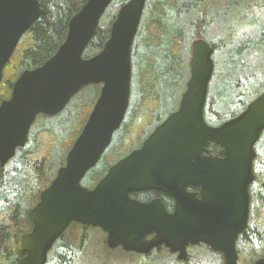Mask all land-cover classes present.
<instances>
[{
  "label": "water",
  "instance_id": "1",
  "mask_svg": "<svg viewBox=\"0 0 264 264\" xmlns=\"http://www.w3.org/2000/svg\"><path fill=\"white\" fill-rule=\"evenodd\" d=\"M113 0H86L69 19L64 40L41 65L21 71L0 102V166L28 140L37 115L60 113L90 84L99 95L50 183L29 210V232L20 236L16 264H45L48 252L71 223L96 227L108 248L148 254L158 246L188 257L189 245L204 244L237 264L236 241L249 220L255 144L264 130V90L237 115L217 125L205 120L214 62L213 47L191 41L190 75L178 108L125 156L109 166L93 187L82 184L119 129L129 105L132 45L146 0L122 3L102 48L84 57L100 19ZM42 13L39 0H0V81L20 37ZM212 143L221 156H206ZM198 187V192L188 186ZM158 190L174 200L130 196ZM150 236V238H147ZM253 264H264V254Z\"/></svg>",
  "mask_w": 264,
  "mask_h": 264
},
{
  "label": "trees",
  "instance_id": "2",
  "mask_svg": "<svg viewBox=\"0 0 264 264\" xmlns=\"http://www.w3.org/2000/svg\"><path fill=\"white\" fill-rule=\"evenodd\" d=\"M39 1L42 13L20 37L4 65L0 81V102L9 97L12 84L21 71L41 65L54 54L65 38L69 19L86 0ZM114 1L121 5L127 0ZM109 7L101 17L95 35L86 46L84 57L98 52L108 37L109 25L105 28L101 25L105 20L114 18L111 13H107ZM177 7L178 0H153L145 9L146 20L143 26L141 21L137 32V37H142L138 42L142 51L136 52L137 56L139 53L140 62L139 66L137 62L134 65V71L138 74L137 100L131 102L132 112L116 131L117 136L102 155L101 162L90 169L89 174L87 172L88 176L85 177L89 187L102 177L111 163L140 144L145 132L156 119L161 103L167 99V90L175 87L180 71L178 55L183 31L169 29L165 18L167 10ZM205 14L202 8L201 14H197L193 23L201 26L205 22ZM204 35L200 30L195 37L203 38ZM211 42L213 48H217ZM89 87L96 91L92 99L87 101L78 96L71 99L61 114L48 119L38 115L37 127L30 134L27 144L18 149L8 166L0 167V264H15L22 256L23 253L18 247V236L31 227L28 212L37 203L39 193L54 177L57 169L53 165L56 164L54 161L57 155L60 156L58 161L62 162L60 165H63L67 151L81 131L98 96L100 85L92 84L84 89ZM244 93H240V100L236 104H243L246 96ZM217 112L213 113L209 105H206L205 117L214 119L213 124L219 122L216 120ZM46 120H50V123H46ZM258 143L260 145V141ZM256 148L258 150L257 144ZM257 176L250 189L248 225L237 242V264H253L264 252V178L259 173ZM88 228L80 223H71L49 251L45 264H75L76 254L82 248ZM103 242L105 244V240ZM191 247L194 246L191 245L188 249ZM219 259L220 264H223L220 255Z\"/></svg>",
  "mask_w": 264,
  "mask_h": 264
},
{
  "label": "rangeland",
  "instance_id": "3",
  "mask_svg": "<svg viewBox=\"0 0 264 264\" xmlns=\"http://www.w3.org/2000/svg\"><path fill=\"white\" fill-rule=\"evenodd\" d=\"M152 1L146 0L141 20L142 26L147 16L145 9H147L148 3L150 4ZM119 6L120 4L114 1L107 13L115 16ZM202 8L206 13L204 16L205 22L198 27L193 21L198 13L201 14ZM166 12V25L171 30H182L183 41L178 55L180 62L179 77L176 80L175 87L168 89L166 92L168 97L159 107L158 120L176 109L179 104L190 74L188 64L191 56L190 43L194 38H197L195 35L200 30L205 34L204 39L217 45L212 54L214 69L208 86L207 104L209 109L213 113L218 111V114L216 113L218 116L216 120L218 121H224L240 112L244 108V104H247L264 88V0H178V7L169 9ZM112 20L113 17L105 20L101 26L105 28L109 25L110 27ZM140 38H142L140 35L138 37L136 35L132 45L131 94L125 119H128L132 112L131 102L136 101L138 96V74L134 71V65L137 62L139 66L140 62L139 53L142 51L138 44L141 41ZM240 47H243L242 50L237 52ZM136 52H139L138 56ZM243 92L246 95L243 104H236L240 100V93ZM133 94H135L134 98ZM95 95V89L89 87L82 89L73 99L80 96L88 101ZM206 120L211 124L215 122L214 119H207V116ZM46 123H50V120H46ZM36 124L35 121L30 134L36 129ZM116 136L117 134L114 133L113 141ZM257 146L259 147V143H257ZM59 158L60 156L57 155L54 161L56 164L53 166L56 169L62 163L58 161ZM86 177L83 178V183L87 186ZM86 231L87 236L81 250L76 254L75 264L221 263L219 254L210 250L206 245L199 244L188 249V257L183 261L176 258L166 248H161L147 256L125 251L121 247L110 249L106 246V243L104 244L105 234L100 229L89 227Z\"/></svg>",
  "mask_w": 264,
  "mask_h": 264
},
{
  "label": "flooded vegetation",
  "instance_id": "4",
  "mask_svg": "<svg viewBox=\"0 0 264 264\" xmlns=\"http://www.w3.org/2000/svg\"><path fill=\"white\" fill-rule=\"evenodd\" d=\"M190 70V69H189ZM101 86V85H100ZM100 88V87H99ZM178 108V105H177V107H176V109ZM176 109H174V110H172L171 112H173V111H175ZM64 110H62L61 112H63ZM61 112L60 113H58V114H61ZM170 112V113H171ZM170 113H168L166 116H164L162 119H159L158 120V117H156V119L154 120V122L150 125V127L147 129V131L145 132V135L143 136V138H142V140L140 141V144L138 145V146H136V147H134V148H137V147H139L140 145H141V143H142V141L148 136V134L159 124V123H161ZM57 114V115H58ZM39 115H43V114H39ZM88 115H89V113H88ZM88 115H87V117H88ZM43 116H45L47 119L48 118H51V117H54V116H56V115H54V116H46V115H43ZM37 117H38V115H37ZM37 117H36V119H37ZM36 119H35V121H36ZM87 119V118H86ZM205 119H206V117H205ZM34 121V122H35ZM86 121V120H85ZM207 121V120H206ZM34 122H33V124H34ZM85 123V122H84ZM207 123L208 124H210V125H212L211 123H209L208 121H207ZM33 124L31 125V127H30V129H29V132H28V140H27V142L29 141V137H30V131H31V129H32V126H33ZM264 130H263V132H262V134H261V136H260V138H259V140L258 141H260V145H259V147H258V150H257V148H256V145H255V151H256V156H255V158H254V161H253V171H254V175H255V178H254V180H253V182L251 183V185H250V189H251V186H252V184L257 180V178H258V176H257V173H259V174H262V177L264 178ZM112 141H113V139H112ZM112 143V142H111ZM27 144V143H26ZM25 144V145H26ZM24 145V146H25ZM23 146V147H24ZM23 147H20V148H23ZM133 148V149H134ZM208 148H209V150H210V152L208 153V154H205L206 156H221L220 155V147L219 146H217V145H214V144H212V143H210L209 144V146H208ZM19 149V148H18ZM18 149H17V151H18ZM17 151H16V154H17ZM129 153V152H128ZM127 153H125L124 155H122V156H120L117 160H119L121 157H123V156H125ZM258 155H259V158H258ZM16 156V155H15ZM14 156V157H15ZM13 159V158H12ZM11 159V160H12ZM101 159H102V156H101V158H100V160L98 161V163H97V165L99 164V162L101 161ZM11 160H9L4 166H0L1 168H4V167H6L8 164H10V161ZM116 160V161H117ZM115 161V162H116ZM115 162H113V163H115ZM113 163H111L110 165H112ZM96 165V166H97ZM109 165V166H110ZM109 166L107 167V169L109 168ZM107 169H106V171H107ZM106 171L104 172V174L106 173ZM103 174V175H104ZM102 175V176H103ZM96 183H94L92 186H94ZM92 186H90V187H92ZM249 189V190H250ZM188 190L189 191H194V192H198V187H196V186H192V185H190V186H188ZM130 196L131 197H133V198H135V199H137V200H139V201H141V202H149V201H151L152 199H154V198H160L161 200H162V202L164 203V205H165V208L168 210V211H171L172 209H173V206H174V200L170 197V196H167V195H165V194H163V193H161L160 191H158V190H143V191H137V192H133V193H131L130 194ZM29 213V212H28ZM248 225V224H247ZM31 228H32V223H31V227H30V229L28 230V231H26V232H23V233H21V234H19V241H18V247L20 248V236L22 235V234H24V233H27V232H29L30 230H31ZM102 231V230H101ZM103 232V231H102ZM104 233V232H103ZM105 234V233H104ZM241 235V234H240ZM240 235L238 236V239H237V242H238V240H239V237H240ZM105 237H106V234H105ZM147 238H150V236H147ZM236 247H237V243H236ZM161 248H165L164 246H158V247H156V248H154V249H152L148 254H143V255H145V256H147V255H149V254H151L152 252H155V251H158L159 249H161ZM9 250V249H8ZM20 250H21V248H20ZM22 251V250H21ZM22 253H23V251H22ZM24 254V253H23ZM23 254H22V256H23ZM174 255H175V257L177 258V253H173ZM21 256V257H22ZM20 257V258H21ZM20 258H18L16 261H15V264H16V262L20 259Z\"/></svg>",
  "mask_w": 264,
  "mask_h": 264
},
{
  "label": "bare ground",
  "instance_id": "5",
  "mask_svg": "<svg viewBox=\"0 0 264 264\" xmlns=\"http://www.w3.org/2000/svg\"><path fill=\"white\" fill-rule=\"evenodd\" d=\"M1 224H3V223H1ZM8 231V230H7Z\"/></svg>",
  "mask_w": 264,
  "mask_h": 264
}]
</instances>
